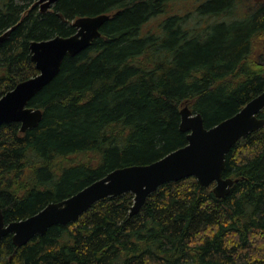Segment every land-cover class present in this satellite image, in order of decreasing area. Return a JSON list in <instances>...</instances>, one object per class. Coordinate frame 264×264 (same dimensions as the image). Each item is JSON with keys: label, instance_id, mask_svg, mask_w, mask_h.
Wrapping results in <instances>:
<instances>
[{"label": "trees", "instance_id": "1", "mask_svg": "<svg viewBox=\"0 0 264 264\" xmlns=\"http://www.w3.org/2000/svg\"><path fill=\"white\" fill-rule=\"evenodd\" d=\"M181 1L58 0L42 11L38 0H0V35L9 31L0 98L38 73L32 41L74 34L78 17L112 14L29 101L43 110L36 127L0 125L6 223L186 145L184 106L211 127L264 90V0H194L189 14L171 13ZM223 175L234 180L224 197L190 176L161 185L136 214L126 192L23 246L9 234L0 264H264V126L233 145Z\"/></svg>", "mask_w": 264, "mask_h": 264}, {"label": "water", "instance_id": "2", "mask_svg": "<svg viewBox=\"0 0 264 264\" xmlns=\"http://www.w3.org/2000/svg\"><path fill=\"white\" fill-rule=\"evenodd\" d=\"M57 1L38 0V3L41 10L46 11ZM111 16L110 13L81 16L73 22L77 29L74 34L32 41L31 58L38 73L20 81L0 98V125L20 122L22 132L36 127L43 118V110L29 106V101L58 75L67 55H77L101 36V28ZM8 33L0 35V43ZM263 109L264 90L232 116L206 127L200 113L184 106L180 126L188 133L186 145L151 163L116 168L71 196L50 202L24 219L6 223L0 207V244L5 236L11 234L14 244L23 246L36 235L45 234L55 224L77 221L101 199L126 192L135 195L130 214H136L148 196L161 185L190 176L196 177L205 187L213 185L216 196H226L234 183L232 178L223 175L226 156L238 140L264 126V118L259 116Z\"/></svg>", "mask_w": 264, "mask_h": 264}, {"label": "rangeland", "instance_id": "3", "mask_svg": "<svg viewBox=\"0 0 264 264\" xmlns=\"http://www.w3.org/2000/svg\"><path fill=\"white\" fill-rule=\"evenodd\" d=\"M257 0H255L256 2ZM251 2H254V0H250L249 3ZM195 1L194 0H187V1H181V2H176L174 3L172 6L169 7L170 9V12H177V13H180V14H186L188 12L193 10L194 7H195ZM40 5V4H39ZM241 8H243V5H241ZM190 21L194 22V17L191 19L189 18ZM156 24V20L155 21H152L151 25L154 26Z\"/></svg>", "mask_w": 264, "mask_h": 264}]
</instances>
